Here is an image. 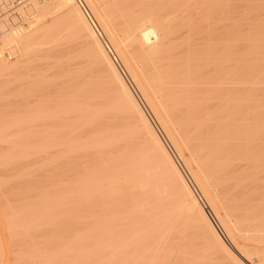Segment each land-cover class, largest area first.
<instances>
[{
    "label": "bare ground",
    "instance_id": "bare-ground-1",
    "mask_svg": "<svg viewBox=\"0 0 264 264\" xmlns=\"http://www.w3.org/2000/svg\"><path fill=\"white\" fill-rule=\"evenodd\" d=\"M18 5L27 21L0 19V84L20 90H9L22 106L11 123L38 136L33 160L45 154L54 171L49 182L23 178L49 204L41 227L75 228L73 238L53 225L35 236L33 264H264V0ZM9 122L4 164L22 132ZM55 204H74L70 221Z\"/></svg>",
    "mask_w": 264,
    "mask_h": 264
},
{
    "label": "rangeland",
    "instance_id": "rangeland-1",
    "mask_svg": "<svg viewBox=\"0 0 264 264\" xmlns=\"http://www.w3.org/2000/svg\"><path fill=\"white\" fill-rule=\"evenodd\" d=\"M20 5H18V7H19ZM22 10V9H21ZM27 10V9H26ZM17 12H18V14H19V16H20V19H17V18H13V23H10V24H8V21H7V27H16L15 25H14V23H16L18 20H20L22 23H23V21L25 22V21H27L28 19H27V16L29 15V14H27V16H26V19H22V18H24L25 16H23V14L24 13H22L23 12V10L20 12V9H18L17 8V10H16ZM26 13H28V12H26ZM32 14V13H31ZM23 21H22V20ZM120 63V62H119ZM121 64V63H120ZM1 81V80H0ZM131 82V81H130ZM1 83V82H0ZM131 85H132V87H133V89H135V86L131 83ZM2 86V87H1ZM3 86H5V85H2V84H0V94H2V92L4 93V92H6V91H9V90H11V89H9V90H7V88H6V90H4L3 91ZM5 89V88H4ZM137 89H135V91H136ZM11 91H13L12 92V94H15V93H18L19 92V94H20V90L18 89V91L17 90H11ZM11 91H9L8 93L10 94L11 93ZM17 91V92H16ZM15 92V93H14ZM138 91H136V94L138 95V97L140 96V94L139 93H137ZM6 94L7 93H5V97H3V94H2V96H0V98L1 97H3V99H0V100H4V98H6L7 96H9V97H7L8 99H11V100H9V102L11 103L12 102V100H14L9 106H7L6 105V102H8V99L7 100H4V101H0V102H4V104H1L0 105V113L2 112L3 114H0V116L1 117H3V118H0V120L2 121V122H6L7 124H8V122L11 124V125H14L13 127L11 126V127H9L10 128V131H12L13 130V132H20V131H22V132H20L19 134V138H17V142H18V140H19V146L20 147H22V145H23V151L21 152H19V150L18 149H20V147H18L16 150L15 149H13V151L11 150L12 149V147L11 148H9L8 147V149H9V152H13V154L17 151V154H18V156H17V158H15V156L16 155H12L11 156V154H10V156L11 157H8L7 158V162H6V164H4L3 162H1L2 160L4 161V160H6V158L5 159H0L1 161H0V165L3 163V165H1L0 166V178L2 179H0V233L2 234L1 236L3 237V239H1L0 238V244L2 243L3 244V246H2V244H1V248H0V264L2 263V264H15L16 263V261H17V259L19 260V261H17V264H25L26 262L28 263V264H33V260L34 259H32L33 257H31V255L30 254H32V253H37L38 252V250H39V248H40V245H39V243H41V242H38V245H36L34 242H36L37 243V240L39 241V240H41L42 241V239L43 238H45V236L44 235H46V232H48L47 233V235H49V234H51V232H49V229H48V227H50V226H52L53 224H48V225H44V227H41V226H43V224H41L40 222H42V220L40 219V217H41V211H42V209L44 210V207L46 206V205H49V204H42V206H40V204L38 203V198H36L37 197V191L35 190V186L37 185L36 183H35V181H33L32 180V182H34L36 185H34L33 186V188L31 189L30 188V186L32 185H29L30 183H29V181H28V179L29 180H31V179H35L37 176H38V179H39V176H40V178L41 177H43V179L44 178H46L45 176H47L48 175V177L46 178V179H44V180H47L48 182H49V179H50V181H52L53 179H52V177H53V175H51V173L52 174H54V171L52 170L53 168H51L52 167V165L50 164V166L48 165V163H49V161L47 162V165L48 166H44V165H46L45 164V162L46 161H40V160H44V159H46V158H43L44 157V155H42L41 154V156H43V157H40V155H38L37 154V157H36V159H37V162H36V160H33V159H35V153H37V148H34V146H36L35 145V143L34 142H37L38 141V136H36V134L34 135V133L31 135V133H30V135L31 136H35V137H31V136H28V134L29 133H27V136L28 137H23V136H21V134L22 133H25V132H23V131H25V130H27V128L29 127H26L25 126V128L23 127L24 125H26V124H19L18 123V125H16V124H12V123H14L13 121H14V119L16 120L17 118H15V117H19L18 116V114H20L21 115V112L19 113L17 110H20L21 111V109H22V106L20 107L18 104L16 105L15 103H16V101H17V98H15L14 97V95L12 96L11 94L9 95H7L6 96ZM15 95H17V94H15ZM11 96V97H10ZM18 96V95H17ZM14 99H13V98ZM21 100V97L19 96V98H18V100ZM140 99H142V98H140ZM142 101V100H141ZM15 102V103H14ZM15 105H14V104ZM142 104H143V106L145 107L146 105H145V103L142 101ZM6 105V108H4V106ZM12 105V106H11ZM21 108V109H19V107ZM10 107V108H9ZM15 107V108H14ZM10 109V110H9ZM12 109L14 110V111H17V112H14V111H12ZM145 109L147 110V112L149 111V109L147 108V106L145 107ZM7 112H8V114H7ZM5 113V114H4ZM11 113V114H10ZM150 111H149V115H150ZM12 114H14V115H12ZM9 117H7V116ZM10 115H11V117H13V120H12V118H10ZM16 115V116H15ZM6 117V119H5V117ZM15 116V117H14ZM150 117H152L151 119H152V121H153V123L155 124V126H157V128L160 130L161 128L158 126V123L156 122V120H155V118H154V116L152 115V113H151V116ZM3 119V120H2ZM11 119V120H10ZM7 120V121H6ZM0 121V122H1ZM11 121H12V123H11ZM0 124H2V123H0ZM3 124H5V123H3ZM9 124V125H10ZM6 125V124H5ZM19 125L21 126V125H23V126H21V128L19 127ZM29 129V128H28ZM20 130V131H19ZM9 131V130H8ZM10 131H9V133H10ZM29 132V131H28ZM160 132H161V135H163V138H164V140H165V142L167 143V145H168V147L170 148V150H171V152L174 154V156H175V158L177 159V161H178V163L180 164V166H181V168H182V170L184 171V173H185V175L187 176V178L190 180V182H191V184H193V186L195 187V188H197L196 187V185L193 183V181L191 180V176H190V174L188 173V171L186 170V168H185V166H184V164L182 163V161H181V159L179 158V156H177V154L175 153V151H174V149L172 148V146L170 145V143H169V141L167 140V137L165 136V134L163 133V131L162 130H160ZM21 136V137H20ZM33 138V139H31V138ZM30 141V143L28 142V140ZM35 138V139H34ZM21 139H23L24 141H26L25 142V144H30L31 145V142L32 143H34V145L33 146H30L29 145V149L28 150H30V151H33L31 148L33 147L34 148V153L33 152H30L29 151V153H33L32 155H30L29 157V159L28 158H26L27 156L26 155H24L25 154V152H24V146H25V144H22L24 141L22 140L21 141ZM35 140V141H34ZM22 143H21V142ZM11 144H13V143H11ZM20 144H22V145H20ZM10 146H13V145H10ZM7 149V150H8ZM15 151V152H14ZM8 152V153H9ZM19 152V153H18ZM6 153H7V151H6ZM21 153V154H20ZM16 154V153H15ZM35 154V155H34ZM9 155V154H8ZM24 156H26V157H24ZM33 158H32V157ZM24 157V158H23ZM46 157V156H45ZM27 159V163H29V164H27L26 165V161L24 162V160H26ZM42 158V159H41ZM17 159V160H16ZM21 159H23V160H21ZM40 159V160H39ZM21 160V163L19 162ZM33 160V162H35V163H33V162H29V161H32ZM48 160V159H47ZM14 161H17V162H14ZM39 161V162H38ZM23 162V163H22ZM12 163H15V166H13L14 164H12ZM18 163V164H17ZM32 163L33 164H35V165H32ZM9 164H12V165H9ZM23 164V165H22ZM40 164V165H39ZM41 164H43V165H41ZM9 165V166H8ZM17 165V166H16ZM3 166H4V168H3ZM8 167V169H6L5 167ZM12 166V167H11ZM21 166V167H20ZM28 166H31V167H28ZM3 169H2V168ZM11 167V169H9ZM14 167H16V168H14ZM40 168V174H39V169H37V171H36V168ZM44 167V168H43ZM24 168V169H23ZM47 168H49V169H47ZM15 169V170H14ZM25 169H28V170H25ZM44 169H47V170H44ZM53 171V172H51V170ZM9 172H8V171ZM19 170V171H18ZM22 170H23V172H24V175L26 176H24L25 178H28V176H29V174H30V172H31V176H30V178H28L27 179V181H28V183L29 184H27V181H26V179L25 178H23V172H22ZM25 170V171H24ZM35 170V171H34ZM49 170V171H48ZM19 173H21V174H19ZM29 173V174H27V173ZM34 172H37V173H34ZM9 173V174H8ZM44 175H43V174ZM45 173H46V175H45ZM49 173H50V175H49ZM16 174V175H15ZM34 174H36L37 176L35 177V176H33ZM42 174V175H41ZM5 175V176H4ZM20 176H22V177H20ZM52 176V177H51ZM23 178V179H21V180H19V178ZM49 177H51V178H49ZM16 179V180H15ZM37 179V178H36ZM42 179V178H41ZM6 180L8 181V182H6ZM12 180V181H11ZM14 180V181H13ZM2 181V182H1ZM24 181V182H23ZM19 182V183H18ZM8 183V184H7ZM16 183V184H15ZM18 183V184H17ZM3 184V185H2ZM22 186H21V185ZM27 184V185H26ZM37 188V187H36ZM29 189H31V191L29 190ZM38 190V189H37ZM26 191H27V193L28 194H26ZM198 191V190H197ZM34 192V193H33ZM30 193V194H29ZM36 194V195H35ZM31 195V196H30ZM36 197H35V196ZM25 197V199H26V197H28L26 200H24L23 198ZM34 197L36 198L35 200H34ZM32 198V199H31ZM35 202V203H34ZM10 203H12V204H10ZM27 203V204H26ZM3 204V205H2ZM21 204V205H20ZM26 204V205H25ZM35 204V205H34ZM7 205V206H6ZM10 205V206H9ZM13 205V206H12ZM17 205V206H16ZM33 205V207H31ZM37 205V206H36ZM55 205H57V209L59 210V208H61V207H59L60 205L63 207V210H67V209H69L70 208V210H72L71 208H73V206H74V204L72 205V204H67L66 206H65V204H64V206L62 205V204H55ZM28 206V207H27ZM69 206V207H68ZM71 206V207H70ZM8 207V208H7ZM14 207V208H13ZM19 207V208H18ZM38 209H37V208ZM68 207V208H67ZM9 209V210H11V211H9V210H7V209ZM34 208H35V212H34ZM46 208V207H45ZM5 209V210H4ZM40 209H41V211H40ZM7 210V211H6ZM16 210V211H15ZM30 210H31V212H30ZM70 210H68V211H70ZM21 211V212H20ZM27 211V212H26ZM38 211L40 212V213H38ZM11 212V214H8V213H10ZM27 214H26V213ZM65 212V211H64ZM7 215H6V214ZM14 213V214H13ZM21 213V214H20ZM23 213H25V214H23ZM38 214V216H37V214ZM73 213V210L71 211V212H68V216L66 215V217H67V221L69 220H71V214ZM70 214V215H69ZM14 215V216H13ZM21 215H22V217H21ZM28 215V216H27ZM30 215V216H29ZM32 215V216H31ZM35 215V216H34ZM7 216V217H6ZM16 216V217H15ZM19 216V217H18ZM23 216H27L26 218L25 217H23ZM15 219H14V218ZM21 217V218H20ZM29 217V218H28ZM35 217H36V219H35ZM39 217V218H38ZM69 217H70V219H69ZM6 218V219H5ZM8 218L10 219V220H8ZM17 218V219H16ZM32 218V219H31ZM51 217H47V220L48 219H50ZM29 219V220H28ZM40 219V220H39ZM45 219V218H44ZM6 220V221H5ZM23 221V223H22V221ZM32 220H34V222L32 221ZM36 220V221H35ZM9 221V222H8ZM16 221H17V224H16ZM20 221V222H19ZM27 221V222H26ZM63 221H66V219L65 220H63ZM15 224H13V223ZM37 222H39V224L37 223ZM46 222V221H45ZM10 223V224H9ZM31 223V224H30ZM34 223V224H33ZM22 224V225H21ZM24 224V225H23ZM30 224V225H29ZM46 224V223H45ZM66 226H65V225ZM64 224L62 225V227H60V225L57 223V227H55V225H53L54 227H55V230L56 231H54L55 233H61V234H64V231H65V228H66V230L67 231H71V232H69V233H67V231H65L67 234H68V236L67 237H70V238H73L72 236H70L69 234H71V235H74V233H75V228L74 227H72V225L70 226V224L67 222V223H65L64 222ZM14 225V226H13ZM21 225V226H20ZM27 225V226H26ZM37 227H36V226ZM8 226H9V228H8ZM24 226V227H23ZM29 226V227H28ZM32 226H34V227H32ZM69 226V227H68ZM16 227H19V228H16ZM28 228V230H27V228ZM39 227H40V229H39ZM63 227H65L64 228V230L62 229ZM72 227V228H71ZM23 228V229H22ZM35 228V229H34ZM38 230H37V229ZM47 228V229H46ZM58 228V229H57ZM59 228H61L60 230H59ZM13 230V232H12V230ZM17 229V230H16ZM19 229V230H18ZM30 229H32V230H30ZM54 229V228H53ZM69 229V230H68ZM71 229H73V230H71ZM11 230V231H10ZM17 231V233H16V231ZM24 230H26L25 232H24ZM33 230H35L37 233H35V231L33 232ZM43 230V231H42ZM48 230V231H47ZM9 231H10V233L11 234H9ZM15 231V232H14ZM22 231V232H21ZM41 233V232H43V233H39V232ZM46 231V232H45ZM50 231H52L51 229H50ZM57 231H59V232H57ZM73 231V232H72ZM63 232V233H62ZM21 233V234H20ZM23 233V234H22ZM31 233H32V235H31ZM35 235H34V234ZM45 233V234H44ZM19 234V235H18ZM67 234H64V235H67ZM28 235V236H27ZM60 235V234H59ZM58 235V236H59ZM24 236V237H23ZM26 236V237H25ZM32 236H34V237H32ZM35 236L36 237H38V239L37 238H35ZM22 237V238H21ZM31 237V238H30ZM42 237V238H41ZM65 238L66 240L68 239L69 240V238ZM21 238V239H20ZM26 238H29V239H26ZM24 239H26V241L24 240ZM31 239V240H30ZM35 239H37V240H35ZM3 240V241H2ZM11 240H13V241H11ZM24 240V241H23ZM27 240H30V241H28L27 242ZM35 240V241H34ZM23 242H25V244L23 243ZM29 243V244H28ZM34 243V244H33ZM21 244H23V245H21ZM33 244V245H32ZM20 245H21V247H20ZM27 245H29L30 247H31V245L33 246V247H27ZM35 245V246H34ZM25 247V250L26 251H29V252H24L23 253V248ZM29 248L30 250H32V252H30V250L29 249H27V248ZM39 247V248H38ZM19 248H21V249H19ZM19 250L17 253H16V251L17 250ZM33 249L35 250V251H33ZM16 250V251H15ZM22 250V251H21ZM15 251V252H14ZM3 253V254H2ZM17 255L16 257H15V254ZM22 253H23V255H22ZM3 255V256H2ZM29 255V256H28ZM37 255V254H36ZM22 256H25V257H22ZM28 256V257H27ZM19 257H21V258H19ZM28 259H27V258ZM31 257V258H30ZM24 258V259H23ZM32 260H30V259ZM3 259H4V261H3ZM25 260V263L24 262H21V261H23V260ZM21 260V261H20ZM31 262H30V261ZM15 261V262H14ZM14 262V263H13ZM19 262V263H18ZM26 263V264H27Z\"/></svg>",
    "mask_w": 264,
    "mask_h": 264
},
{
    "label": "built area",
    "instance_id": "built-area-1",
    "mask_svg": "<svg viewBox=\"0 0 264 264\" xmlns=\"http://www.w3.org/2000/svg\"><path fill=\"white\" fill-rule=\"evenodd\" d=\"M20 0H8L7 4L5 0H0V19L5 18L8 24L13 23V18L20 19V16L16 9ZM22 24L20 20L14 23L15 26Z\"/></svg>",
    "mask_w": 264,
    "mask_h": 264
}]
</instances>
